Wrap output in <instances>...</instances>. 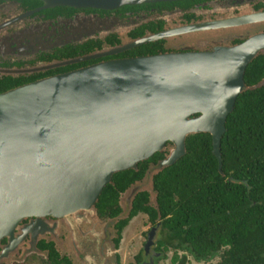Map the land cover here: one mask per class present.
<instances>
[{
  "label": "water",
  "instance_id": "water-1",
  "mask_svg": "<svg viewBox=\"0 0 264 264\" xmlns=\"http://www.w3.org/2000/svg\"><path fill=\"white\" fill-rule=\"evenodd\" d=\"M40 1L112 8L152 0ZM259 52L264 33L210 51L104 61L0 92V238L24 217L92 209L114 172L135 168L165 142L173 148L162 166L171 164L188 134L209 133L219 170L225 117Z\"/></svg>",
  "mask_w": 264,
  "mask_h": 264
},
{
  "label": "flooded vegetation",
  "instance_id": "flooded-vegetation-1",
  "mask_svg": "<svg viewBox=\"0 0 264 264\" xmlns=\"http://www.w3.org/2000/svg\"><path fill=\"white\" fill-rule=\"evenodd\" d=\"M256 33H264V0H152L112 8L0 0V92L104 61L234 46ZM167 154L163 152V158ZM131 189L129 201L139 190L148 192ZM90 210L60 220L24 217L11 235L0 238V264H21L29 253H43V264H51L47 251L39 247L41 241L50 242L57 258L66 260L57 264H71L59 236L70 237L73 230L85 241L97 245L101 240L111 246L117 264L116 251L128 222L118 233L115 225L125 216L119 217L106 230L94 203ZM146 219L150 226L145 241L152 229V243L146 250L143 244L133 255L134 264L144 260L157 264L162 255L154 250L160 220L151 223L147 215ZM43 231H48V239L37 237ZM24 242L26 248L19 254ZM136 256L140 261L136 262Z\"/></svg>",
  "mask_w": 264,
  "mask_h": 264
},
{
  "label": "trees",
  "instance_id": "trees-1",
  "mask_svg": "<svg viewBox=\"0 0 264 264\" xmlns=\"http://www.w3.org/2000/svg\"><path fill=\"white\" fill-rule=\"evenodd\" d=\"M242 79L245 88L236 95L219 139L220 169L209 133L186 135L184 153L151 175L155 205L148 204V192L139 190L115 225L119 233L139 212L151 223L160 220L154 250L162 255L157 259L171 247L169 264H184L187 256L198 262L216 258L215 264H264V52L245 65ZM163 152L114 172L94 202L99 214L116 217L119 195L161 161ZM39 247L51 264L64 259L57 258L50 242Z\"/></svg>",
  "mask_w": 264,
  "mask_h": 264
},
{
  "label": "rangeland",
  "instance_id": "rangeland-1",
  "mask_svg": "<svg viewBox=\"0 0 264 264\" xmlns=\"http://www.w3.org/2000/svg\"><path fill=\"white\" fill-rule=\"evenodd\" d=\"M257 34V33H256ZM173 148V144L171 142H165L164 150L168 153ZM162 166V161H159L156 165H151L147 169L143 178L134 183L130 188L135 190L138 189H145L148 191L149 194V204L154 206V191L151 188V175L157 169ZM130 188L126 189L123 193L119 195L118 203L121 208L120 213L114 218H107L108 216L104 214H99L101 223V227L108 230L110 224L113 220L123 217L127 213V209L129 207V198L133 193L130 191ZM91 212L92 210H88ZM78 214V212H77ZM69 216V215H68ZM73 215H70V217ZM45 217L44 219L50 218V216H42ZM41 217V219H42ZM104 217V218H103ZM34 219L33 217H30ZM54 219H66L65 217H52ZM48 222V221H47ZM46 224H50L47 223ZM149 223L146 219V215L142 213H138L135 217L131 218L128 223L123 227L121 232V240L119 241L117 254H118V261L117 264H134L133 255L136 252H139L145 243V234L147 229L149 228ZM101 228V229H102ZM100 229V227H99ZM59 232V230L57 231ZM48 231H43L37 235V237H42L48 239ZM59 238L61 239V248L64 249L70 260L71 264H114V253L111 246H106L102 244L103 242L100 240L99 243H94L92 240L85 241L82 237H78L77 234L72 232L70 237H64L60 235ZM155 236H153V240ZM97 241V238H96ZM93 242V243H92ZM101 243V244H100ZM25 242L21 244V247L18 249L19 254H21V250L23 251L26 247H24ZM60 250V249H59ZM171 249H167L164 252V257L157 261V264H169V257L172 254ZM177 254L181 255V251L177 250ZM15 256V253H14ZM23 262L21 264H43V253L42 255H34L32 253L26 254L23 258ZM216 258H211L208 261H194L189 256L184 264H215ZM20 264V263H15Z\"/></svg>",
  "mask_w": 264,
  "mask_h": 264
}]
</instances>
